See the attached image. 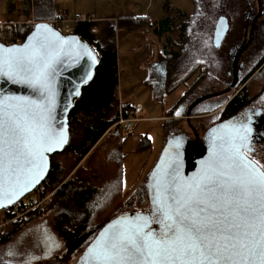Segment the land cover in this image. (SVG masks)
Instances as JSON below:
<instances>
[{
    "label": "snow or ice",
    "instance_id": "1",
    "mask_svg": "<svg viewBox=\"0 0 264 264\" xmlns=\"http://www.w3.org/2000/svg\"><path fill=\"white\" fill-rule=\"evenodd\" d=\"M64 39L37 24L24 45H0V78L32 92L0 96V198L9 203L37 180L44 153L66 140L51 123ZM221 127L227 134L212 136L191 177L180 174L177 140L153 173L150 207L113 220L85 253L90 264H264V166L246 155L254 152L247 123Z\"/></svg>",
    "mask_w": 264,
    "mask_h": 264
},
{
    "label": "trees",
    "instance_id": "2",
    "mask_svg": "<svg viewBox=\"0 0 264 264\" xmlns=\"http://www.w3.org/2000/svg\"><path fill=\"white\" fill-rule=\"evenodd\" d=\"M45 2L47 0H33V5L39 7ZM192 2L195 7L194 12L188 16V19L187 15L183 13V17L186 18L181 22H178L171 12L153 18L151 16L136 15L133 11L128 10L118 18L120 34L131 32L150 34L151 31L159 39V46H157L152 59L148 62L151 68L156 66L157 70H155L153 77L150 74L148 75L149 78H147L146 84H153V78L161 80L165 87L162 89L164 94L160 95L163 109L165 100L182 86L188 77L186 75L183 79H173L175 67L179 65L176 70L179 71V76H181L183 74L181 64L185 65L188 58L192 59L197 54L202 55L203 53L209 59L213 58V52L209 45L205 46L203 44L204 48L197 46L195 39L200 38L201 34L195 32L193 35L192 32L193 29L203 27L201 22L208 23L212 21V18L205 17L208 13H201L200 0H192ZM218 2L220 0L213 1V13L217 11ZM165 6H167V3H165ZM213 20L215 24L217 18L215 17ZM34 24L35 22H9L7 25L12 26L16 36L24 39L33 29ZM52 24L57 28L55 22H52ZM99 25L100 21L88 19V17H83V19L74 23V33L80 35L97 52L99 65L94 78L84 86L81 97L75 101L70 112L69 144L61 152L51 155V169L46 180L39 186L42 195L52 192L49 207L57 210L55 229L63 240V249L57 254L35 260L20 263L2 261L0 264H69V260L77 253L79 255L77 264H82L84 262L82 258H85L88 245L104 225L121 214L146 210L142 207L131 210L129 206L131 202L137 199V194H141L150 173L144 179L145 181H142L144 185L137 191L130 193L123 190L122 167L126 155L122 152V146L124 137H128V135L109 136L104 140L102 138L107 128L121 114L127 113L131 106L129 102H125L123 108L125 113L121 114L116 109L119 83L116 38L114 36L113 39H107V37L102 40ZM206 27H209V25ZM59 30L61 31V29ZM186 38H189L188 45L184 43ZM190 68L192 71L190 77L198 79L197 70L201 68L199 66ZM169 79L173 80L169 81ZM185 93H182L183 97L178 99L177 105L184 102ZM247 95L245 93L244 97L233 101L230 108L235 110L243 106L247 101ZM165 113L171 119H163L166 133L164 146L172 137L178 122L182 121L181 117L177 116L179 115L178 109L171 108ZM100 139L103 141L101 140V142ZM142 146L149 148L150 141L147 137L144 138ZM148 207L150 206L148 205ZM39 211L41 209H37L32 213L35 215ZM23 222L24 220L13 221L7 225L0 233V243L5 242L11 234L18 231Z\"/></svg>",
    "mask_w": 264,
    "mask_h": 264
},
{
    "label": "rangeland",
    "instance_id": "3",
    "mask_svg": "<svg viewBox=\"0 0 264 264\" xmlns=\"http://www.w3.org/2000/svg\"><path fill=\"white\" fill-rule=\"evenodd\" d=\"M14 1V0H13ZM61 5V11L63 8L70 10L71 16H74V7L76 8H82L84 12H89L94 15L99 14H113L117 13V11H120L121 8H127V10L133 11L136 15H144V16H151L153 18H158L162 15H164L167 12H171L174 17L177 19L178 22H181L184 20L183 13L188 16L191 15L194 12V5L192 0H77L75 3V0H55ZM201 1V13H208L205 15L207 18H212V21H209L208 23H202L203 27L197 28L199 29H206L211 28L210 25H214V18L218 17L219 15H224L228 17H235V14L249 11L250 4L247 5V0H220L218 2L217 11L213 13V1L214 0H200ZM165 3H167V6H165ZM76 4V5H75ZM118 6V8H117ZM12 4L10 6H5V10H8L9 8H13ZM16 7V6H15ZM104 7H107L104 9ZM111 8H116L115 11L112 12ZM125 11V12H126ZM199 11V8H198ZM254 11H257V6L254 8ZM180 12V14H179ZM18 13V12H17ZM182 13V14H181ZM84 16L86 13L83 14ZM13 16V15H12ZM15 17V15L13 16ZM121 16L117 17L120 18ZM65 22H69L68 19H65ZM22 23H27L29 21H20ZM114 23V22H112ZM199 23V20H198ZM66 24V23H65ZM116 24V23H115ZM209 25V27H206ZM56 26L58 29H61V25L56 23ZM69 28H73L74 25H68ZM196 29V30H197ZM193 35L195 33L194 30H192ZM74 33V32H73ZM196 33L199 34H205L201 31H198ZM208 34V31L206 32ZM115 36V35H114ZM114 36H108L107 39H113ZM150 36L153 38L152 43L150 47L145 46L144 41H140L142 44H144L143 48L138 49L136 48L134 52H126L122 56L123 61L125 64H127L129 61L127 60L128 54L132 55L133 63L139 65H143L144 69L140 71L138 69L134 70L135 79L132 82L127 81V76L130 74H124L123 75V81L119 78L118 83V102L116 105V109L121 113L124 112V104L125 102H129L130 106L136 105L137 103L142 104L143 106V113L141 114L142 117H145L144 119L148 120H141L139 122H135L133 124V131L134 136L124 137V143L122 146V152L126 155L123 161V190L129 191L132 193L133 191H137L141 186L144 185L142 182L147 175L151 172L153 166L157 162L161 151L164 147L165 141H166V133H165V124L163 122V119H171L170 116L165 113L167 110H171V108H174L175 110L178 109L180 105L184 104L186 99L191 93H195L196 96H200L202 92V87L204 84H207L208 86L212 85V80L210 81V78H208L207 81H203V84L201 86V77L199 76L198 79L195 77H190L192 75L191 66L187 65V62L185 65L181 64V72L183 74L179 76V71L176 70L177 67H175L174 72V78L173 79H183L188 76L185 80V83L180 86L172 95H170L165 101L164 109L163 104L161 101V95L163 93V90H159L156 86L155 78L152 80V88L148 85H146V79L149 78L147 76L150 74L151 77L154 76L156 68H151L148 64H145L143 62L148 54V48H149V56L152 54V51L154 52L157 49V46H159V39L156 35H154L150 31ZM102 37V40H105ZM116 48L118 52V62L119 59V44L120 41L117 38L116 35ZM124 39V37L121 38V40ZM138 39H134L131 44L136 47L138 44ZM128 40H124V44H127ZM152 48V49H151ZM122 49H126V46H122ZM152 50V51H151ZM148 56V57H149ZM121 57V55H120ZM199 59V57L197 58ZM146 61V60H145ZM213 68H208V72H211ZM198 73L200 72V69L197 70ZM144 73H146L145 80H143ZM261 73V75H260ZM257 74V79H253L250 81V83L247 84L246 88L247 93L249 95V98L252 100L254 104L259 102L264 106V69ZM171 75V74H170ZM199 75V74H198ZM182 77V78H180ZM173 79H169L173 80ZM243 82L239 87H241ZM238 87V88H239ZM224 89L226 86L223 87ZM222 89V88H221ZM220 89V90H221ZM185 93V100L180 105H177L178 99L182 98V93ZM201 92V93H200ZM213 96V95H212ZM211 96V97H212ZM196 102V101H195ZM177 106V108H176ZM130 107V108H131ZM119 114V115H120ZM192 116L189 119V121L198 120V116L200 113L193 114L191 112ZM148 116H162L158 119H149ZM168 116V117H167ZM179 118H181V122H178V126L175 129V131L172 133V137L181 133L183 129H187L190 131V127H187L185 120L186 113L184 115H177ZM173 117V116H172ZM207 121V120H206ZM114 137V135H106L103 137V140L107 137ZM120 136V135H119ZM127 136V135H124ZM147 137L150 141L149 148H144L142 146V142L144 138ZM102 139H100L101 141ZM102 140V141H103ZM101 141V142H102ZM99 142V143H101ZM98 143V144H99ZM97 144V145H98ZM96 145V146H97ZM259 149L256 152V155L258 156L256 159L259 162L261 166L264 165V146L258 147ZM88 156V155H87ZM86 156V157H87ZM85 160V158H84ZM83 162V161H82ZM81 162V163H82ZM145 181V180H144ZM142 182V184L138 187V185ZM138 187V188H137ZM144 188V194L143 191H141V194H137V199H135L133 202H131L129 209L136 210L140 207L142 208H149L150 206V198L148 194V189L146 186ZM50 194L49 202L46 204L41 211L37 212L35 215H33L32 212H30L26 216V220L24 219L22 227L11 234L10 238L7 239L5 242L0 243V262H14V263H20L25 261H30L32 259H39L42 257H47L49 255H54L63 249V240L62 238L57 234L55 229V214L57 213V210L55 208H50L51 204V198H52V192L48 193ZM44 209V210H43ZM9 225V224H8ZM7 227V226H6ZM5 227V228H6ZM1 233V232H0ZM52 242L54 243L52 245ZM9 252L12 253V255H9ZM79 255L78 253L74 255L70 260L69 264H77Z\"/></svg>",
    "mask_w": 264,
    "mask_h": 264
},
{
    "label": "flooded vegetation",
    "instance_id": "4",
    "mask_svg": "<svg viewBox=\"0 0 264 264\" xmlns=\"http://www.w3.org/2000/svg\"><path fill=\"white\" fill-rule=\"evenodd\" d=\"M249 4V11L235 14V17L227 16L229 28L220 45L215 44L214 37L218 19L222 15L216 17L214 27L193 29L195 32L205 33L195 41H197V46L200 48L209 45L213 52V58L209 59L205 53L202 55L197 54L195 58L187 59V65L201 68L200 72L197 73L199 74L198 78L201 77V86L203 81L208 82V78H210V81L212 80V85L204 84L202 90H200L202 92L200 96L191 93L184 104L180 105L179 113L183 115L188 111L195 115L200 113L195 116L199 119L194 120V122L185 120L187 127H190V131L183 129L181 132L188 136L191 142H194L196 133L199 141H201L207 130L213 125L232 117L244 116L245 113L250 112V115L255 116L252 128L255 140L253 143L254 152H248L247 154L257 161L256 152L259 150L257 148L264 146V106L259 102L254 104L253 99L251 100L247 95V101L243 106L235 110L230 108L233 101L244 97L248 90L246 88L247 84L264 68V0H247V5ZM256 6L257 11H254ZM207 31L208 34H206ZM184 43L188 45L189 38H186ZM198 57L199 59H197ZM208 68H213V70L208 72ZM155 81L159 90L165 88L161 80ZM242 82V86L239 87ZM224 86H226L225 89ZM211 94L212 97L198 101L202 97ZM195 101H198L197 104H195ZM143 190L144 188L141 191ZM154 226L158 227L155 224Z\"/></svg>",
    "mask_w": 264,
    "mask_h": 264
},
{
    "label": "water",
    "instance_id": "5",
    "mask_svg": "<svg viewBox=\"0 0 264 264\" xmlns=\"http://www.w3.org/2000/svg\"><path fill=\"white\" fill-rule=\"evenodd\" d=\"M223 18V20H221ZM44 24L48 25L49 28L59 34L60 37L65 38L64 43L62 45L63 51L59 57L58 63L54 65L55 74L53 76V87L55 91V100L53 103V111H52V126L56 129L63 128L66 140L63 144L59 146H53L51 151H47L44 153L43 160V170L40 173L37 180L29 185L27 190L22 191L15 199H13L10 203L5 198H0V209L3 207L10 206L23 197L28 195L30 192L35 190L38 186H40L47 178L49 171L51 169V155L61 152L64 148L69 144L70 141V131H69V115L71 110L74 107L75 101L79 99L82 95L83 88L86 84H88L94 78L95 71L99 65V57L97 52L77 33L63 34L60 30H58L51 22L49 21H37L34 24L33 29L27 34L24 42L22 44L15 45H6L0 42V45H3L5 48L12 46H22L26 42H28V38L35 31V25ZM229 28L228 18L224 15L220 16L216 25V32L214 37V42L216 45H220L223 36L225 35L227 29ZM219 29L220 35L217 36V31ZM94 61V62H93ZM4 95H15V96H30L32 92L29 88L24 85L14 84L10 81L5 80L4 78H0V96ZM211 95H207L202 97L198 101L202 99H206L211 97ZM196 101V102H198ZM195 102V104H197ZM192 114L191 111H188L186 114V119L189 120ZM247 123L251 129L249 133V141L251 144V148L253 149V143L255 140V135L253 131V124L255 122V116L250 115V112L244 114V116L232 117L221 121L218 124L210 127L205 133L204 137L201 141H199V137L196 133V139L194 142H191L188 136H185L182 133H179L169 139L167 144L164 146L155 166L153 167L148 181L146 183V188L148 189V194L150 198V188L149 185L154 183L153 173L157 169V165L161 164L163 167L164 164H167L169 158L172 157L176 152V143L177 140L180 142L179 146V169L180 174L183 177H191L197 173L198 169L201 166V162L204 161L206 157L209 155V144L211 138L214 134H227L228 128L221 126H229L233 123ZM213 129H216L217 132L213 133ZM167 149V151H165ZM248 156V154L246 153ZM163 157V161H162ZM252 159L250 156H248ZM253 160V159H252ZM5 192H7V187H5ZM136 212L143 213L144 211H130L124 214H127L129 217L133 216ZM121 214L112 220H110L106 225H104L101 230L98 232L94 240L88 245L86 252L89 247L92 246L100 234L108 227V225L118 217L123 216ZM152 228H156L151 225ZM85 252V253H86ZM82 264H90V261L85 257L84 262Z\"/></svg>",
    "mask_w": 264,
    "mask_h": 264
},
{
    "label": "crops",
    "instance_id": "6",
    "mask_svg": "<svg viewBox=\"0 0 264 264\" xmlns=\"http://www.w3.org/2000/svg\"><path fill=\"white\" fill-rule=\"evenodd\" d=\"M104 1V0H102ZM77 2V0H75V3ZM12 4V6H14L13 8H9L8 10H5V6H10ZM76 5V4H75ZM16 6V7H15ZM61 5L56 2L55 0H47V2L39 5V7H35L33 5V0H0V22H5V23H17L20 21H29V22H37V21H49V22H55L57 24H60L61 27L64 26L65 23H62L60 19L65 18L68 19L69 22H66V25H74V23L76 22L77 19H82L83 17H90V19L92 20H97L100 21V25H99V31L102 33V37L105 39L108 36H114L120 41L119 44V59L120 61L118 62V71H119V78L121 79V81H123V75L126 73L130 74L127 76V81L128 82H132L135 79V75H134V70L138 69L141 71L144 69L143 65H139L137 67L138 64L133 63V58L131 54H128V63L125 64V62L122 59V56L124 55V53L126 52H134L136 48L141 49L143 48L144 44L145 46L150 47L153 38L150 36V34H146L144 32H131L128 34H120L119 30H118V18L119 16L124 15L127 11V8H121L120 11H117V13H111V14H99V15H94L91 14L90 11L89 12H84L82 10V8H76L74 7V16H71L72 14H70V10H67L65 8H63V10L61 11ZM107 7H104V9H106ZM118 8V6H117ZM112 12L116 10V8H111ZM126 11V12H125ZM18 12V13H17ZM86 13V15L84 16L83 14ZM15 15V17L13 16ZM114 22V23H112ZM116 23V24H115ZM124 37V39L121 40V38ZM128 40L127 44H124V40ZM134 39H138V44L136 47H134L131 42ZM144 41V44H142L140 41ZM117 45V42H116ZM126 46V49H122V46ZM152 49V48H151ZM148 54L146 56V58H144L145 60L143 62H145V64H148V62L152 59L153 54L155 53L154 50L152 51V54L149 56V48H148ZM121 55V57H120ZM149 56V57H148ZM117 58H118V52H117ZM155 62H156V58H155ZM156 67V66H155ZM154 67V68H155ZM157 70V69H156ZM148 76V73H147ZM146 77V73H144V77L143 80H145ZM147 80V79H146ZM145 80V81H146ZM146 84V83H145ZM148 86H152V84H146ZM152 88V87H151ZM164 94V92H163ZM162 94V95H163ZM160 96V95H159ZM167 101V100H165ZM140 104V103H137ZM133 106V105H132ZM179 115H183L181 113H179ZM162 116H148L147 118L150 119H158Z\"/></svg>",
    "mask_w": 264,
    "mask_h": 264
},
{
    "label": "built area",
    "instance_id": "7",
    "mask_svg": "<svg viewBox=\"0 0 264 264\" xmlns=\"http://www.w3.org/2000/svg\"><path fill=\"white\" fill-rule=\"evenodd\" d=\"M67 33H73V28L66 27ZM0 42L6 45H12L15 43H21L22 38L15 36L11 25L0 24ZM144 109L142 104H136L132 106V109L127 115H120V117L110 125L102 135V138L106 135H131L134 136L133 124L139 122L144 118L141 116ZM150 119V118H149ZM148 120V119H144ZM50 194L42 195V190L29 193L18 202L3 207L0 209V232L13 221H21L26 219V216L35 208H43L49 202Z\"/></svg>",
    "mask_w": 264,
    "mask_h": 264
},
{
    "label": "bare ground",
    "instance_id": "8",
    "mask_svg": "<svg viewBox=\"0 0 264 264\" xmlns=\"http://www.w3.org/2000/svg\"><path fill=\"white\" fill-rule=\"evenodd\" d=\"M83 19V18H82ZM88 19H90V17H88ZM61 20V22L62 23H66L65 21V18H62V19H60ZM78 20H80V19H77L76 21H78ZM0 24H6L7 25V23H5V22H0ZM66 27H68V25H66V24H64V26L61 28V32L63 33V34H69V33H67L66 31H65V28ZM59 30V29H58ZM14 31V30H13ZM16 36V35H15ZM20 37V36H19ZM26 38V37H25ZM25 38L23 39L22 38V42L21 43H15V44H22L23 42H24V40H25ZM15 44H12V45H15ZM132 109V107L130 108V110ZM129 110V111H130ZM128 111V112H129ZM128 112L127 113H125V114H121V115H127L128 114ZM187 114V113H186ZM143 118H145V117H143ZM124 136V135H123ZM129 136H131V135H129ZM164 148V147H163ZM163 150V149H162ZM162 152V151H161ZM156 164V163H155ZM155 166V165H154ZM153 166V167H154ZM153 169V168H152ZM152 171V170H151ZM151 173V172H150ZM37 189H40L39 188V186L35 189V190H33L32 192H34V191H36ZM32 192H30V193H32ZM37 209H39V208H35V209H33L32 211H30V212H33V211H35V210H37Z\"/></svg>",
    "mask_w": 264,
    "mask_h": 264
}]
</instances>
